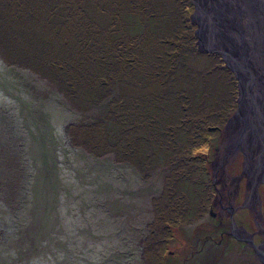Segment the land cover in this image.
<instances>
[{"label": "rangeland", "instance_id": "1", "mask_svg": "<svg viewBox=\"0 0 264 264\" xmlns=\"http://www.w3.org/2000/svg\"><path fill=\"white\" fill-rule=\"evenodd\" d=\"M189 2L185 10L193 24L196 47L206 52L198 48L197 23L191 17L194 7ZM134 17L133 13L126 16L129 31L140 25ZM241 20L245 23L250 17ZM211 53L223 61L220 53ZM195 63L201 66L200 59ZM223 63L237 84L234 71ZM246 70L249 76L250 68ZM112 88V93L131 90L126 83ZM82 107L68 101L38 70L10 63L0 54V264H246L247 252L238 251L244 241L225 235L218 239V232H211L218 222L210 210L216 209L213 199L221 190L212 165L217 146L228 145L225 130L234 121H227L231 113L220 126L206 130L204 137L201 134L205 139L189 151L194 155L192 165L203 169L198 186L203 187V181L210 186L201 213L192 210L202 187L193 183L198 191L191 197L192 190L185 191L187 183L181 181L179 189L183 188L187 200L172 201L179 207L161 221L159 205L164 204L159 195L166 166L159 163L144 177L129 162H113L107 155L92 156L81 146H71L69 123L101 116L105 101ZM236 124L239 135L241 126ZM254 143L249 147L254 150L253 161L258 159ZM239 153L237 160L224 161L230 178L238 173L246 178ZM255 172L256 168L253 184ZM242 196L235 197L241 208L232 216L249 230L255 211ZM152 197L157 198L156 213ZM153 216L157 221L150 225ZM208 232L213 236L204 239Z\"/></svg>", "mask_w": 264, "mask_h": 264}, {"label": "trees", "instance_id": "2", "mask_svg": "<svg viewBox=\"0 0 264 264\" xmlns=\"http://www.w3.org/2000/svg\"><path fill=\"white\" fill-rule=\"evenodd\" d=\"M177 1L0 0L3 60L38 70L77 106L105 101L101 116L69 123L71 146L129 162L144 177L159 163L166 166L161 221L178 206L172 201L187 200L181 181L191 197L202 187L203 169L192 165L189 151L229 117L237 96L235 77L219 55L196 47L189 0ZM132 13L140 25L129 31ZM123 83L131 90L112 93ZM203 185L195 195L197 214L210 196ZM156 221L153 216L150 225Z\"/></svg>", "mask_w": 264, "mask_h": 264}, {"label": "bare ground", "instance_id": "3", "mask_svg": "<svg viewBox=\"0 0 264 264\" xmlns=\"http://www.w3.org/2000/svg\"><path fill=\"white\" fill-rule=\"evenodd\" d=\"M197 1L201 10L196 12V17L201 20L203 36L207 33L204 16L209 9L216 10L225 26L228 25L227 30H219L214 42L236 59L232 65L238 72L242 96L240 108L231 119L234 118L235 124L241 126V145L245 144L247 148L254 142L258 145V159L253 161L252 167L253 170L256 168L253 176L256 184L264 180V0ZM235 15L239 17L237 21L233 18ZM243 16L250 17V20L244 23L241 20ZM246 68H250L249 76ZM254 103L258 105L257 110Z\"/></svg>", "mask_w": 264, "mask_h": 264}, {"label": "flooded vegetation", "instance_id": "4", "mask_svg": "<svg viewBox=\"0 0 264 264\" xmlns=\"http://www.w3.org/2000/svg\"><path fill=\"white\" fill-rule=\"evenodd\" d=\"M225 133L229 135V138L226 140L228 145L224 146L226 150L224 152V147L217 146L216 158L213 161L214 165H212L216 178L218 181L221 180V190H217L213 199L212 205L215 206L216 209L214 212L210 210L211 215H213V217L215 216L218 222L215 224L217 229L211 232L217 231L219 234L218 239H222L221 236L225 235L227 239L234 238V240L240 242L244 241L245 243L241 244L238 251L247 252V257L249 258L246 264H263L260 261V252H254V250H264V191L262 193V189L264 190V181H259L256 184L251 182L254 150L252 151L250 148L248 149L246 146L240 144L234 121L227 126ZM239 150L242 151L243 165L245 164L243 166L244 171L242 172L245 174L246 178L239 173L236 174L234 178H230V176L225 174L224 161H228L229 159L230 161L231 159L232 161L237 160L240 154ZM239 163L242 164V159ZM242 179L244 180L242 181ZM213 180L215 181V179ZM224 190L228 191L229 195H226ZM240 193L243 195L242 199H246V204H256L253 208L252 205L249 206L250 210L252 209L255 211V215L250 217L249 223H251V229H246L247 231L244 229L243 225L232 216V213L235 214L237 208H241L238 207L241 204H237L235 199ZM249 207L247 206L248 209ZM211 232H208L204 239L213 236Z\"/></svg>", "mask_w": 264, "mask_h": 264}, {"label": "water", "instance_id": "5", "mask_svg": "<svg viewBox=\"0 0 264 264\" xmlns=\"http://www.w3.org/2000/svg\"><path fill=\"white\" fill-rule=\"evenodd\" d=\"M191 2L193 3V13L191 15L192 17V20H195L196 23H197V27L195 28V34L197 36V43H198V48L200 50H204V51H211V52H215V53H220L221 56H222V59L223 61H225V64L227 66H229L232 71H234V74L236 76V79H237V86H238V95H237V98H236V103H237V106L235 108V110L231 113V116L230 118H228V122L229 120L231 119V117L234 115V113L240 108V101H241V96H242V92H241V82L239 80V76H238V72L236 71L234 65H232V61H235L236 62V59L233 58L229 52H226L225 50H223L222 48H220L221 46H219V44L215 43L214 42V39L215 37L220 33V29L221 31L222 30H225L226 29V26H228L222 22V19H221V16L219 15V13L215 10L212 9H209V11H206L205 12V16H204V19H206L207 21V27H206V30H207V33L203 36L202 35V23H201V20L198 19L196 17V12L197 11H200V5L198 3L197 0H191ZM264 12V11H262ZM262 15V13H261ZM260 15V16H261ZM263 16V15H262ZM224 28V29H223ZM227 30V29H226ZM206 36V38H205ZM204 37V38H203ZM227 45V44H226ZM255 105V108L256 110L258 109V105L257 103H254ZM257 248V247H256ZM257 251V252H261L262 254L260 255V259L262 261V263L264 264V250L262 249H259V250H254V252Z\"/></svg>", "mask_w": 264, "mask_h": 264}]
</instances>
